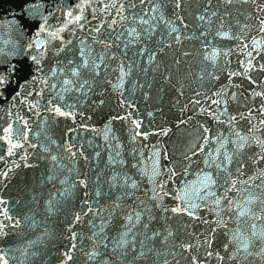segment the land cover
<instances>
[{"label": "water", "instance_id": "obj_1", "mask_svg": "<svg viewBox=\"0 0 264 264\" xmlns=\"http://www.w3.org/2000/svg\"><path fill=\"white\" fill-rule=\"evenodd\" d=\"M84 2L90 6L83 19L69 23L68 11L80 14L81 0H0V77L6 81L0 85V172L11 169L0 180V197L8 201L13 219L20 220L19 227L6 228L9 234L0 238V247L12 249L10 255L16 257L10 264H62L73 243L68 264H163L165 259L191 264L193 256L199 264H264L256 254L264 241L251 238L254 254L245 259L242 251L236 252L239 240L233 239L250 237L252 223L259 232L264 220L238 219L223 199L227 195L253 213L264 209V179L249 180L264 173L259 158L264 149L258 143L264 140V95H256L264 93V12L252 3L224 0H182L180 7L174 0H117V7L124 5L119 13L104 10L111 0ZM154 4L158 12L151 11ZM201 15L205 20L198 19ZM113 19L117 23L110 27ZM168 21L178 29L180 42L173 38L177 33L168 35ZM42 25L46 31L37 36ZM133 28L136 32L129 35ZM225 32L237 38L217 35ZM213 50L218 53L215 63L204 59ZM100 56L104 59L96 69L92 63H101ZM85 59L88 68L82 66ZM121 66L127 73L123 82ZM74 68L77 77L71 75ZM64 79L74 81L67 86L70 91H65ZM56 106L70 115L56 114ZM9 126L12 142L23 145L11 156L3 139ZM237 132L248 138L243 148ZM213 158L226 170L216 168ZM205 160L212 166L206 168ZM204 172L216 179L211 189L216 194L200 200L193 193L202 187ZM233 180L237 189L226 192ZM246 180L248 184L239 183ZM250 194L260 199L248 205ZM178 195L200 205L196 218L171 211L181 203ZM128 213H140L142 222H150L149 235L152 228L173 235L167 244L146 241L145 256L139 259L127 249L113 251L111 238L125 231ZM100 227L104 232L93 237ZM137 228L133 232L139 241L144 230ZM105 235L110 239L103 240ZM182 244L193 247L184 251ZM136 249L138 254L139 243ZM94 250L101 255L90 260L87 253ZM234 255L236 259L229 258Z\"/></svg>", "mask_w": 264, "mask_h": 264}, {"label": "snow or ice", "instance_id": "obj_2", "mask_svg": "<svg viewBox=\"0 0 264 264\" xmlns=\"http://www.w3.org/2000/svg\"><path fill=\"white\" fill-rule=\"evenodd\" d=\"M139 2L141 4L152 3V0H139ZM174 2H175L177 7H180L182 0H174ZM207 2L209 4H211L212 0H207ZM234 2L252 3V4H255L257 6V8L260 12H264V6H261V5H264V0H259V2H258V0H224V3H226V4H232ZM88 6H90V5L85 3L84 0H81V4L77 5V7L80 8V14L73 16L72 11H68L67 16L70 18L69 23H72V22L79 23L83 19L84 8L88 7ZM131 6L135 7L134 4H132ZM109 8H115L117 10V12L119 13L124 8V5L121 3V4H119V7H117V0H111L110 3H106L104 5V10H108ZM159 10L160 9H159L158 4H154L153 7L151 8L152 12H158ZM216 14H217L216 12H212L213 16H215ZM145 15H147V13H145ZM153 19H155V17H153ZM198 19L205 20V16L201 15L198 17ZM46 22L47 21L45 19V24H46ZM141 22L144 24L149 23L148 20H143V18H141ZM161 22H164L162 15H161ZM116 23H117V21L115 19H113L110 27L112 25H115ZM181 23H183L182 20H181ZM221 23H223V21H221ZM167 24L170 27V31L168 32V35H172L173 33H177V35H175L173 38L176 42H180L181 36L178 34V29L175 26H172L171 21H168ZM260 25H261L260 31L264 32V18L260 19ZM80 26L82 27L83 25H80ZM102 26L103 25H101L100 27H102ZM100 27H97L94 30L96 32H100ZM62 30L63 29H61V31ZM152 30L154 31L155 28L153 27ZM44 31H46V28L44 27V25H42L39 29V32L37 33V36H39V34L44 32ZM135 32H136V29L133 28L132 32L129 33V35H132ZM52 35H56V33H52ZM217 35H220L222 38H237V37H230L229 34L226 32L225 33H217ZM101 42L104 43L103 41H101ZM253 44H257V41H253ZM29 47H31V45H29ZM106 47L110 48L111 44H106ZM140 54L143 55V52H141ZM81 55L82 56L84 55L83 49H81ZM217 55H218V53L215 50H213L210 53L206 54L204 56V59L215 63ZM248 55L251 56L252 53L249 52ZM33 59L35 60L36 58L33 57ZM99 59H100L101 63H96L95 61H93V63H92V66L96 69H99L101 67L104 57L100 56ZM149 59L150 60L154 59V57H150ZM69 63H71V61H69ZM82 66L85 68H88L90 66L89 61L87 59H85ZM251 66H252L251 63L249 62L248 67L245 68V72H247ZM121 73H122L121 82H123V75H127V73H124L123 66H121ZM236 74H239V73H236ZM52 75L53 76L56 75L55 71H53ZM71 75L73 77H77L80 75V73L76 68H74L71 71ZM5 82L6 81L2 77H0V85L4 84ZM63 84L65 86V91H70L71 88H69L67 86L73 85L74 81H72L70 79H64ZM118 86L119 85H117V87ZM52 87H56V86L53 85ZM83 87H84V84L79 85V88H83ZM77 90H79V89H77ZM256 95H264V93H256ZM213 103H218V102L213 101ZM54 111L56 114L61 115V116L70 115L69 112L63 111L61 109V107H59V106L54 107ZM216 118L219 119L218 117H216ZM232 119L234 120L235 117H233ZM221 122H223V121H221ZM260 123L264 124V120L260 121ZM137 127H139V124H137ZM25 128H27V123H25ZM4 131H5L6 135H5V137H3V139H5L6 142H8L10 144V147L8 149V155L9 156L15 155L14 149L17 147H22L23 145L20 143H13L12 142V127L11 126H9ZM205 131H208V129H205ZM257 131H259V129H257ZM137 135H140V133H137ZM144 135L146 138L147 134H144ZM236 136H238L240 141L243 142V143H240L238 146L240 148H243L244 144L247 143L248 138L246 136H241L239 132L236 133ZM17 139H19V137H17ZM25 140H26V134H25ZM205 142L207 143V139ZM258 143L261 145L262 149H264V140H259ZM71 147L72 146L69 145L67 148V150L69 152H71ZM200 150L203 151V148H201ZM44 151H48V149L45 148ZM217 153H219V149H217ZM71 155L73 156V158H75L77 154L75 152H71ZM81 155H82V153H81ZM97 155H99V154H97ZM259 158L264 159V155H261ZM0 159H2V157H0ZM225 159L230 162L231 158L226 155ZM51 160L55 163L57 161V157L52 156ZM110 162H113L111 157H110ZM204 163H205L206 168L211 167L212 164H215V167L220 169L221 171L226 170V168L223 164L216 163L215 158H213L212 164H209L208 160H205ZM10 171H11V169H8L7 171L0 172V180L6 179L8 177V174ZM155 175H159V171H156ZM172 175L174 176L175 172H173ZM257 178L264 179V173L261 174V177H249V180H255ZM49 179H52V177H50ZM116 179H117V177H115V176L112 177L113 181H116ZM237 183H238L237 181L233 180L231 187L225 189V191L228 192V191H232L234 189H237ZM239 183L248 184V181L247 180L246 181H240ZM79 184L81 186L87 187V183L84 179H80ZM201 184H202V187L193 193L197 199L205 200L208 195H215L216 194L215 192L211 191V189H213L214 187L217 186V181L214 178L213 174L204 172L202 174ZM113 186H115V185H113ZM249 186H251V185H249ZM131 187L135 188L136 187L135 183H133L131 185ZM163 187H164V185L161 184V188H163ZM257 187H259V185H257ZM201 193H203V195ZM96 194H97V196L100 195L99 192H97ZM62 195H63V193H62ZM85 195H87V193H85ZM159 195L160 194L157 193L156 196H154L152 198L155 199V198L159 197ZM164 195H168V193L165 192ZM250 195H251L250 199L247 197L245 198L246 204H248V205L256 203L257 200L260 199L259 197L255 196V195H252V194H250ZM176 199L181 201V203L177 204L176 207H173L171 209V211L174 214L183 213V214H187L189 216H192L193 218H196V213L194 210L196 208H198L200 205L196 204L194 201L190 202V203H185L183 198L179 195L176 197ZM223 199L228 201V210L233 211L236 214L238 219L244 218V217H248L249 219H253V217H254L255 220H264V209H258L257 212L253 213L251 208L246 207L240 203L234 202L233 199L228 197L227 195L223 196ZM85 203H88V201H85ZM215 203L217 205H219L221 203V200L217 199L215 201ZM260 203H264V199H260ZM53 207H54V200H50L48 203L49 210L51 211L53 209ZM91 211H92V208L89 207L87 209V212H91ZM164 211H168V209L165 208ZM87 212H85L84 214L86 215ZM0 218H2V219H0V238L9 234L5 231L6 228L19 227L20 226V220L19 219L14 220L13 216L9 214L8 201L2 197H0ZM75 219L77 222H79L81 220V215H77L75 217ZM154 219H156V217H150V220H154ZM4 221H8V223L6 224V223H4ZM137 225H139L140 228H142L144 230V233H143L144 239L139 240V241L136 240V235H137V232L139 231V228H137ZM122 227L125 229V231L120 233L118 235V237L111 238L115 243V248L113 249V251H115L117 249H127L132 253V256L134 259H139L140 257L145 256V251L143 249L146 247V241L151 240L154 242V245L159 244V243L167 244L169 237H171L173 235V233L171 231H167V235H164V233L160 229H157V228H152L151 234L149 235L148 230L150 227V222L149 221L142 222L140 213H136L135 216L132 213H128L126 216V223ZM133 229H137V232H133ZM256 229H257L256 223H252L251 224L250 237H240L239 235H235L233 238L234 240H239V242H240L239 247L236 250L237 254H239L242 251L245 254V257H244L245 259L248 256H252L254 254L252 251H249V246L253 242L251 238H255L256 240L264 241V228H261L259 232ZM103 232H104V227H100L99 232H93L92 236L93 237L100 236V234ZM130 233L132 234L131 240L128 239ZM72 239H73V241H75V239H76L75 233H73ZM102 239L103 240H109L110 238L107 235H105V236H103ZM231 242L232 241H230V243ZM93 243H96V241L94 240ZM137 243H139V245L141 247V250L139 251L138 254H137V249H136ZM208 243H209V246H211V241H208ZM103 246L106 249L109 247V245L107 243H105ZM180 247H182L184 249V251H188L193 246L191 244H187V245L182 244V245H180ZM75 248H76V244L73 243L71 245V249L64 253L65 258L62 261V264H68V262L73 259L72 251L75 250ZM148 251H151V248H149ZM11 252H12V249H9L8 251H6L3 247H0V264H10V260L16 259L15 256L10 255ZM256 254L264 257V247H261L260 252L256 253ZM32 255H35V253H32ZM87 255H88V258L90 260H94L97 258V256H100L101 254L94 250L92 252L87 253ZM174 255L175 254L173 253V256ZM207 255L212 256V253L209 252V253H207ZM217 258H219L221 260L224 259L223 257H220L219 254H217ZM229 258L230 259H236V256L235 255L230 256ZM98 264H108V261H106V260L99 261ZM163 264H170V262L167 259H165ZM177 264H178V262H177ZM191 264H199L198 258L193 256L191 259Z\"/></svg>", "mask_w": 264, "mask_h": 264}]
</instances>
